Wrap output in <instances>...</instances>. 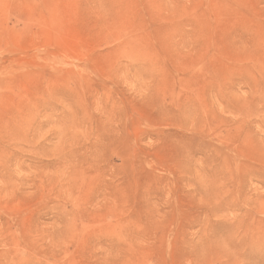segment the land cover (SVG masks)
Masks as SVG:
<instances>
[{"label":"rangeland","instance_id":"rangeland-1","mask_svg":"<svg viewBox=\"0 0 264 264\" xmlns=\"http://www.w3.org/2000/svg\"><path fill=\"white\" fill-rule=\"evenodd\" d=\"M0 264H264V0H0Z\"/></svg>","mask_w":264,"mask_h":264}]
</instances>
